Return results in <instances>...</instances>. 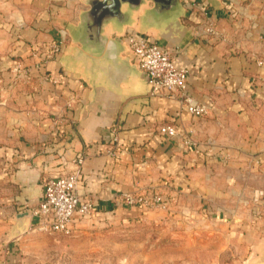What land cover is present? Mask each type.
I'll return each instance as SVG.
<instances>
[{
    "label": "crops",
    "instance_id": "0c3cea01",
    "mask_svg": "<svg viewBox=\"0 0 264 264\" xmlns=\"http://www.w3.org/2000/svg\"><path fill=\"white\" fill-rule=\"evenodd\" d=\"M85 1L57 7L56 27L49 0L30 7L27 0H0V75L9 80L13 59L32 73L27 82L0 87V249L12 228L38 221L32 213L17 215L38 206L45 181L76 170L77 191L91 199L95 216L163 181L170 196L176 187L215 193L225 159L229 170L243 171L241 178L228 175L233 192L264 222V0H180L179 18L164 29L136 21L117 33L110 25V37L119 40L116 62L83 50L104 66L106 84L99 88L72 60L82 46L67 30L79 23ZM129 32L172 52L188 70L186 93L205 114L193 115L178 92L149 94ZM57 41L61 49L46 57ZM166 124L175 125L176 136L159 132ZM115 128L121 147L111 154Z\"/></svg>",
    "mask_w": 264,
    "mask_h": 264
},
{
    "label": "rangeland",
    "instance_id": "374dc122",
    "mask_svg": "<svg viewBox=\"0 0 264 264\" xmlns=\"http://www.w3.org/2000/svg\"><path fill=\"white\" fill-rule=\"evenodd\" d=\"M49 1L48 18L59 27L54 16L61 14H56L55 9L65 8V0ZM27 4L34 6L35 0H27ZM16 60L13 59V64ZM227 165L228 160L223 159L215 193L176 187L170 196L163 181L156 186L140 187L135 193L143 197L140 202L123 201L108 211L78 219L70 234L14 227L10 240L0 249V261L5 259L7 264L264 263V222L255 219V207L235 195L228 181L230 173L241 178L243 171L229 170ZM156 196L161 199L155 200Z\"/></svg>",
    "mask_w": 264,
    "mask_h": 264
},
{
    "label": "built area",
    "instance_id": "2783aa9c",
    "mask_svg": "<svg viewBox=\"0 0 264 264\" xmlns=\"http://www.w3.org/2000/svg\"><path fill=\"white\" fill-rule=\"evenodd\" d=\"M207 30L214 32L211 28ZM126 41L139 58L141 68L147 73L151 96L158 94L174 96L178 92L179 98L187 104L188 110L193 115H203L207 112L204 105L198 104L186 93L188 70L175 64L170 50L135 32L126 33ZM61 44V41L55 42L52 45V52H48L46 57L57 53L61 49ZM31 77L32 73L27 65L21 59H17L9 70V80L4 74L0 75V87L12 88L20 82L29 81ZM158 130L163 135L171 137L177 135L175 125H161ZM111 145L109 149L111 154L121 147L117 128L113 130ZM82 160V158L78 159L79 162ZM79 176L80 171L76 170L45 181L42 200L38 206L31 208V213L38 218V221L29 227L30 230L70 234L78 219L92 213L91 199L79 195L77 191ZM160 199L159 196L155 198V200ZM125 200L129 204H134L142 201L143 197L126 194ZM0 264H7V261L3 259Z\"/></svg>",
    "mask_w": 264,
    "mask_h": 264
},
{
    "label": "water",
    "instance_id": "95a60500",
    "mask_svg": "<svg viewBox=\"0 0 264 264\" xmlns=\"http://www.w3.org/2000/svg\"><path fill=\"white\" fill-rule=\"evenodd\" d=\"M208 1L213 5L220 4V0ZM149 3L152 5L150 6ZM85 4L87 9L81 11L79 23L68 25L67 30L72 42L82 46V49L74 48L72 60L78 68L84 70V75L94 88L106 84L102 81L106 80L105 69L100 65V60L87 56L85 52L95 56L103 53L111 54L104 56L103 60L108 57L116 62L119 59L114 53L118 48L119 40L110 37L107 31L110 25L117 33L121 32L126 25L136 21L144 26L160 30L175 22L181 13L180 0H86ZM30 216L31 211H27L19 213L17 218L23 219ZM23 227L22 223L20 228Z\"/></svg>",
    "mask_w": 264,
    "mask_h": 264
}]
</instances>
